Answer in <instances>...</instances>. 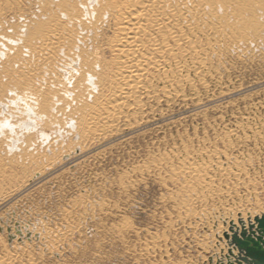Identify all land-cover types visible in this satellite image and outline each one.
<instances>
[{
	"label": "rangeland",
	"instance_id": "obj_1",
	"mask_svg": "<svg viewBox=\"0 0 264 264\" xmlns=\"http://www.w3.org/2000/svg\"><path fill=\"white\" fill-rule=\"evenodd\" d=\"M89 1L0 0V264H227L229 222L264 214V0H169L146 38L199 60L148 65L115 108V21ZM26 80L36 128L12 103Z\"/></svg>",
	"mask_w": 264,
	"mask_h": 264
},
{
	"label": "bare ground",
	"instance_id": "obj_2",
	"mask_svg": "<svg viewBox=\"0 0 264 264\" xmlns=\"http://www.w3.org/2000/svg\"><path fill=\"white\" fill-rule=\"evenodd\" d=\"M174 1L188 8L198 6L197 2L195 3L193 0ZM84 6L91 13L97 12L99 9L103 12L112 11V17L115 21L116 36L107 43V47L112 51L114 55L112 62L116 69H118L117 75L112 80L119 83V87L116 93L113 94L112 104H110L111 108H115L118 105L116 101L119 99L133 96V92L137 88H143L145 78L149 72L148 65H153L159 74L163 72L164 76H166L169 71L174 72L173 67L191 68L193 66L192 62L199 60L197 57H191L188 60V56L176 54L179 49L178 38H175L174 45H169L164 40L158 41L156 35L150 34L149 36L148 34L149 37L146 38L145 31L148 29L147 24L155 22L158 19L156 18L158 15H163V17L179 16L178 13L176 14V12L172 11L173 9L169 4V0H102V2L100 0H91ZM151 26L153 27V31L159 34L166 32L163 30L164 28L161 23L160 25L151 23ZM54 30L57 32V28L54 27V29H49L47 30L48 32L39 36L37 46L42 54L52 53L51 44L58 42L61 38V36L57 37L53 35ZM58 34L61 35V31ZM147 49L149 50L147 51ZM31 54H33V60H36L35 58L38 55L33 53V51H31ZM171 57L174 61L172 62L173 64L169 62L171 61ZM41 65L42 62H38V60L36 62L30 60L24 63L27 69L33 66L40 67ZM76 72L77 69L74 72H69L67 77L74 78L75 74H77ZM66 78H49L43 81L51 88L53 87L54 92L58 88H67L73 84L72 81L66 80ZM34 82L41 83L39 82V78ZM32 84L31 80H26L27 90L18 94V92L15 93L14 89L12 90L13 96L11 97L14 104H16L17 99L19 101L22 100V102L26 101L22 107L29 113V118L23 123L25 127L32 126L33 128L40 121L39 115L41 111H39L38 107L44 105L43 102L47 97V92L45 88L38 89L39 87H35Z\"/></svg>",
	"mask_w": 264,
	"mask_h": 264
},
{
	"label": "water",
	"instance_id": "obj_3",
	"mask_svg": "<svg viewBox=\"0 0 264 264\" xmlns=\"http://www.w3.org/2000/svg\"><path fill=\"white\" fill-rule=\"evenodd\" d=\"M238 217V223L230 221L229 230L224 234L229 245L227 264H233V260L236 264H264V214L246 220L240 213Z\"/></svg>",
	"mask_w": 264,
	"mask_h": 264
}]
</instances>
